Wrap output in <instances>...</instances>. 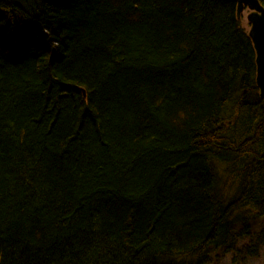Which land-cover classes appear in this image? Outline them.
Returning <instances> with one entry per match:
<instances>
[{"label":"trees","instance_id":"trees-1","mask_svg":"<svg viewBox=\"0 0 264 264\" xmlns=\"http://www.w3.org/2000/svg\"><path fill=\"white\" fill-rule=\"evenodd\" d=\"M237 10L0 0V264L261 255L264 100Z\"/></svg>","mask_w":264,"mask_h":264},{"label":"water","instance_id":"water-1","mask_svg":"<svg viewBox=\"0 0 264 264\" xmlns=\"http://www.w3.org/2000/svg\"><path fill=\"white\" fill-rule=\"evenodd\" d=\"M238 4L237 15L240 20L242 13L249 10L250 16L248 21L253 26L251 32L248 34L252 38L254 48L257 53V83L260 91H262V98L264 99V6L259 0H233Z\"/></svg>","mask_w":264,"mask_h":264},{"label":"rangeland","instance_id":"rangeland-1","mask_svg":"<svg viewBox=\"0 0 264 264\" xmlns=\"http://www.w3.org/2000/svg\"><path fill=\"white\" fill-rule=\"evenodd\" d=\"M250 13L251 12L249 10H246L244 13H242V17L239 20L246 34H249L251 27H252L250 26L249 21H248V17L250 16ZM231 263H232V260H230L229 256L219 255L217 259H215V262L213 264H231ZM240 264H264V250L259 257L247 259L246 262L240 263Z\"/></svg>","mask_w":264,"mask_h":264},{"label":"bare ground","instance_id":"bare-ground-1","mask_svg":"<svg viewBox=\"0 0 264 264\" xmlns=\"http://www.w3.org/2000/svg\"><path fill=\"white\" fill-rule=\"evenodd\" d=\"M250 24V23H249ZM250 26H252V25H250ZM252 28H253V26L251 27V30H252ZM251 30H250V32H251ZM249 32V33H250ZM250 39H251V41H252V38L250 37ZM252 44H253V41H252ZM253 48H254V44H253ZM255 49V48H254ZM255 55H256V58H257V53H256V49H255ZM256 69H257V59H256ZM257 75H258V69H257ZM256 80H257V76H256ZM258 81V80H257ZM257 88H258V91H260V89H259V87H258V83H257ZM260 98L262 99V100H264L263 98H262V91H260Z\"/></svg>","mask_w":264,"mask_h":264}]
</instances>
